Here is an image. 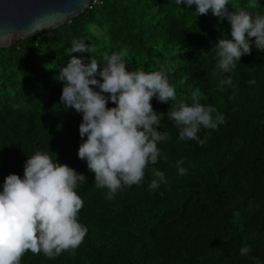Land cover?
Returning <instances> with one entry per match:
<instances>
[{
  "label": "clouds",
  "instance_id": "clouds-1",
  "mask_svg": "<svg viewBox=\"0 0 264 264\" xmlns=\"http://www.w3.org/2000/svg\"><path fill=\"white\" fill-rule=\"evenodd\" d=\"M176 3L194 8L196 16L207 15L211 10L221 22L226 20L230 25L231 38H219L213 49L219 73L230 74L242 56L251 54V38L255 47L264 51V15L230 10L229 0H176ZM93 51L85 40H73L66 53L69 60L57 80L64 84L61 103L82 114L79 135L83 142L77 154L86 161L88 171L94 173L95 186L109 190L106 199H114L122 186L141 184L150 164L155 165L161 157L167 160L158 142L171 137L157 130L164 113L154 110L153 98L161 103L170 100L175 103L167 117L179 129L180 140H193L204 146L207 137H199L201 128L216 130L225 123V117L213 106L198 102V92H193L191 105L178 100L163 70H128L127 49L105 54L103 62L91 57L87 64L72 55ZM221 83L231 86V76H225ZM109 101L115 106L108 107ZM28 157L23 177L9 174L0 191V264H20L28 251L54 259L78 248L88 231L78 222L84 201L76 191L78 185H84L86 177L59 163L56 155L53 159L37 151ZM182 164L183 160L177 161L181 176L186 174ZM152 171L155 178L148 187L155 190L167 180L164 172ZM252 252L247 245L240 249L241 256Z\"/></svg>",
  "mask_w": 264,
  "mask_h": 264
},
{
  "label": "trees",
  "instance_id": "trees-1",
  "mask_svg": "<svg viewBox=\"0 0 264 264\" xmlns=\"http://www.w3.org/2000/svg\"><path fill=\"white\" fill-rule=\"evenodd\" d=\"M31 156V37L0 48V191ZM20 264H31V252Z\"/></svg>",
  "mask_w": 264,
  "mask_h": 264
},
{
  "label": "water",
  "instance_id": "water-1",
  "mask_svg": "<svg viewBox=\"0 0 264 264\" xmlns=\"http://www.w3.org/2000/svg\"><path fill=\"white\" fill-rule=\"evenodd\" d=\"M31 37V0H0V48Z\"/></svg>",
  "mask_w": 264,
  "mask_h": 264
}]
</instances>
